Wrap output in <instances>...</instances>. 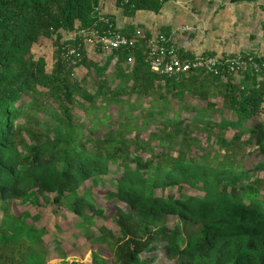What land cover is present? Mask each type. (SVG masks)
<instances>
[{"label":"trees","instance_id":"trees-1","mask_svg":"<svg viewBox=\"0 0 264 264\" xmlns=\"http://www.w3.org/2000/svg\"><path fill=\"white\" fill-rule=\"evenodd\" d=\"M229 1L264 13V0ZM170 2L114 6L125 19L160 16ZM104 7L99 0H0V264L45 257L29 215L9 214L13 202L40 195L76 216L86 212L78 225L88 227L103 213L79 190L104 183L116 168L109 196L128 211L116 208L117 232L96 238L110 264H153L158 252L173 264H264V52L190 54L176 44L178 29L121 27ZM251 27L250 42L264 35L263 23ZM112 34L134 42L107 51L97 41ZM48 42L49 66L34 51ZM149 42L155 54L172 49L180 60L217 64L158 74ZM89 46L106 56L91 60ZM236 58L257 67L232 72L227 61ZM202 134L213 142L203 147ZM91 264L108 263L95 251Z\"/></svg>","mask_w":264,"mask_h":264},{"label":"rangeland","instance_id":"rangeland-1","mask_svg":"<svg viewBox=\"0 0 264 264\" xmlns=\"http://www.w3.org/2000/svg\"><path fill=\"white\" fill-rule=\"evenodd\" d=\"M211 1L213 3L211 4L213 5L212 11L216 10L217 12L212 22L214 23V25H216L217 22H219V24L221 25V27H216L217 30L226 33L230 30L229 25H232V23L237 22L239 17V21H243L241 23H238L239 25H237L241 28V36L242 39H244H240L241 41L239 42L236 41L237 45L238 43L240 45V49H234L237 53L238 50H244L248 52L251 50L255 52L257 50H261L264 52V35L256 36V34V38L252 42L248 40L249 35L243 38L247 33H256V28L254 29L248 27V29L245 30L247 26L244 25L248 23V18L251 20V22H253L254 25H256V23L257 25H259L258 23H263L264 25V13L257 9L258 13L252 15V11L255 10L253 4L247 6V8L249 7V10L248 13H246L247 9H235L236 3H232L230 1V3L232 4L231 5L228 3L229 0ZM101 2L105 5V14L112 15V17L117 20V23L121 27L127 25L129 22L137 23L136 21H139L140 23L144 24V20L149 17L148 15V17L146 16V13H140L135 18L127 17L124 19L121 16L120 10L115 8L114 0H101ZM199 2L202 4H207L209 0H172V4L169 5L171 8L168 6L170 9L174 10L172 14L170 13L168 15V17H171L172 19H174L173 22L176 21L179 24V26H177V33L181 32V35L183 36L181 37V41H184L186 44L189 43L190 34L199 33V37H201L200 31L197 30L198 28L204 31L201 28V25L199 27H196L194 25L197 21L200 20L199 15L195 12L192 13L190 11V8H188L189 6L202 8L203 6H201ZM224 3H226V5H224ZM181 11L183 12V14H181L180 16H171L174 14V12L177 13ZM150 18H153L151 14ZM146 22L149 25L148 20ZM184 28H189V31L185 30ZM222 41L227 42V40ZM34 51H36L38 55L44 56L46 58L47 65H50V56L52 54L50 42H48L45 46L36 47ZM87 56L91 60L98 62L102 60L106 55L105 53L97 54L95 51H93V46H89L87 48ZM111 70L112 69L110 67L107 73L108 78L112 82ZM79 75L80 72L77 73V77ZM262 110L263 114L261 115V121L264 122V103ZM200 141L203 147H206V145L209 143L206 141V137L204 134L200 136ZM211 141L213 142V138H211ZM116 171L117 172L111 173L110 175L103 177L102 180H104V183L98 182L97 184L92 185L91 182H86L82 186V189L79 190V192L81 193L82 190L87 189L90 193L92 202L95 204L96 208L100 209L103 213L102 217H93V224L88 227H80L78 225L84 218H87L88 214L86 212H83L81 216H76L74 213H70L64 207L48 205L46 203L45 198L40 195L36 197V202L34 203L21 204L19 203V201H16L10 205L9 214L14 216H18L21 213L28 214L29 218L26 220V223L28 225H33L36 232L40 234V239L42 242L41 244L46 249L43 264H62V262L70 261L76 262L77 264H91V252L95 251H97L98 255L102 259H104L105 262H107L108 264L112 263V256L109 252L108 247L106 246V244H97L96 238L99 235L105 233L106 231H110L113 234L117 232V227L114 224V213L116 208H120L123 211H128V208L123 203L115 201L114 198L109 196V192L113 190L112 186L114 176L120 171V169L116 168ZM167 192H175V189H167L165 193ZM183 193L187 196H195L199 198L202 196L200 192L191 189H185ZM155 194L159 196L161 195V191L155 190ZM48 197L50 199L52 198L51 195H48ZM176 222V218L173 217H168L166 219V224L169 227L174 226ZM153 264L173 263L167 260L163 256L162 252H158L156 254V258Z\"/></svg>","mask_w":264,"mask_h":264},{"label":"crops","instance_id":"crops-1","mask_svg":"<svg viewBox=\"0 0 264 264\" xmlns=\"http://www.w3.org/2000/svg\"><path fill=\"white\" fill-rule=\"evenodd\" d=\"M211 2H208L207 4L206 3L202 4L199 2V4L201 6H203L202 8H200V7L197 8L194 6L188 7V8H190V11L192 13L195 12L196 14L199 15L200 20L197 21L194 25L196 27H199L201 25V28L204 31L200 30L199 28L197 29L198 31H200L201 37H199V33L190 34L189 43H187V44L184 41L183 42L181 41V37H183L181 35V32L179 34L175 33L174 34L175 35V41H176L178 48H182L190 54H200V53L208 54L210 52H214L216 54H220L222 52L233 53V52H236L234 50L235 48L240 49V45H239V43L237 45L236 41L239 42V41L244 40V39H242V36H241L242 35L241 28L237 25H239L238 23H241L243 21L242 20L239 21V19H240V17H239L237 22H234V23H232V25H229L230 30L226 33H224L223 31L221 32V31L217 30L216 27L217 26L221 27V25L219 24V22H217L216 25H214V23L212 22V20L216 16L215 14L217 12H216V10L212 11L213 5H211V4H213V3H211ZM228 3L231 4L230 1ZM171 4H172V0L168 4V6ZM224 5H226V3H224ZM168 6L162 12V14H161L162 16L161 15L160 16L151 15V16H153V18H154L153 19V18H150V13H146V16L148 15L149 17L147 16L148 18L146 20H144V24L140 23L139 21H136V22L143 25L144 27L148 28L149 30H151V32H153L154 30H157V29H160L163 31H170V30L172 31L175 28L177 29V26H179V24L176 21L173 22L174 19H172L171 17L170 18L168 17V15L170 13L172 14V12L174 10L170 9L171 7L169 6L170 7L169 8ZM247 6L248 5L235 4V9H238V8H240L242 10L247 9L246 13H248L249 7L247 8ZM209 9H211V10H209ZM198 10H201V11H198ZM181 14H183L182 11L177 12V13L174 12V14L171 16L175 17L176 15L180 16ZM200 14H201V16H200ZM249 14H250V12H249ZM149 19H151V20H149ZM147 20L149 22V25L146 22ZM249 20L250 19L248 18V23L246 25H244V26H247L245 30H247L248 27H250V26L259 27L260 23H258L259 25H257V23H256V25H254L253 22H251V20L250 21ZM247 35H248V33L243 38H245ZM222 40H227V42H224ZM222 44H223V46H222ZM240 51H242V50H240ZM238 52H239V50H238Z\"/></svg>","mask_w":264,"mask_h":264},{"label":"built area","instance_id":"built-area-1","mask_svg":"<svg viewBox=\"0 0 264 264\" xmlns=\"http://www.w3.org/2000/svg\"><path fill=\"white\" fill-rule=\"evenodd\" d=\"M184 29L189 31V28ZM133 42V40H128L125 36L120 34H112L97 41V43H99L107 51L118 50L121 47L131 46ZM155 47L156 46L153 42H149L150 50L148 61L151 70L158 74L175 75L194 69L212 70L217 64V60L214 57L196 58L194 61L190 62L183 61L178 59L172 49L167 54L164 48H159L158 53L155 54ZM227 63H229V69L232 72L237 70L245 71L246 69L257 67L250 59L248 61H241L236 58L228 60Z\"/></svg>","mask_w":264,"mask_h":264}]
</instances>
